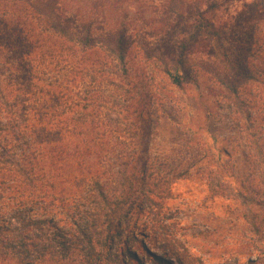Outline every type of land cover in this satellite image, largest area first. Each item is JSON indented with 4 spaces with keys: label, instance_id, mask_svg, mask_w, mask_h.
<instances>
[{
    "label": "rangeland",
    "instance_id": "rangeland-1",
    "mask_svg": "<svg viewBox=\"0 0 264 264\" xmlns=\"http://www.w3.org/2000/svg\"><path fill=\"white\" fill-rule=\"evenodd\" d=\"M253 1L263 5L247 21L240 13ZM76 3L95 13V0ZM165 5L128 3V22L143 17L132 33L138 25L158 32ZM206 16L227 34L238 32L241 50L235 43L232 56L209 54L215 40L202 37L179 65L146 55L135 42L126 77L104 50L31 55L27 41L0 37V122L56 116L79 124L72 138L51 136L44 145L30 130L20 139L0 133L6 188L24 187L27 175L18 171L29 173L33 151L52 156L38 158L39 180L26 187L44 198L25 211L44 221V233L12 220L16 202L0 187V223L43 238V264H158L156 257L167 264H264V0H234ZM166 68L185 76L181 85ZM236 72L243 77L233 85ZM68 94L75 113L65 111ZM40 250L32 259L41 260Z\"/></svg>",
    "mask_w": 264,
    "mask_h": 264
},
{
    "label": "trees",
    "instance_id": "trees-1",
    "mask_svg": "<svg viewBox=\"0 0 264 264\" xmlns=\"http://www.w3.org/2000/svg\"><path fill=\"white\" fill-rule=\"evenodd\" d=\"M150 1L95 0V13L92 11L88 13L85 8L77 5L76 0H0V37H3L2 39L8 37V42L11 39L27 41L30 44L31 55L39 51L41 54L50 53L51 56L62 53L60 56L63 57L65 53L75 54L77 46L81 47L84 53L104 50L121 65L123 77H126L129 73L126 67L127 58L130 54V48L135 42L141 44L146 55L154 53L159 56L172 57L179 65H183L193 48L200 44L202 37H205V39L213 37L215 40V45L211 43L210 48H207L209 54H215L221 50V53L225 56H232L235 51V43H238L237 49L241 50L239 46L241 37L238 32L231 31L230 34H227L224 31V25L217 26L214 21L206 16L208 13L216 12L234 0H192L190 3L186 0H166L165 11L161 20L162 26L158 32L144 30L143 25H138L133 29L135 33H132L134 22L143 17L138 15L133 18L134 20L128 22L130 17L128 3L131 5L133 3L148 4ZM260 5H263V2L261 4L256 1L246 2L240 15L247 21H254L257 7ZM107 9H110V17L104 15L108 11ZM112 13L119 14L118 19H113ZM223 40L226 41L225 43L231 44V47L224 49ZM239 63V67L243 68L242 61H239ZM165 71L174 84H182L185 76L182 78V76L175 75L168 68ZM30 73L33 74V72ZM236 73L231 75L233 85L241 80L242 74L240 72ZM31 81L30 79V86L33 87ZM66 97L64 101L65 111L75 113L77 107L75 100H72L73 97L69 94ZM1 113L2 108L0 107V115H2ZM54 117L56 116L48 120L36 118L27 125L19 124L18 119H14V124L11 126L3 125L0 122V133L13 134L17 132L14 135L20 139L21 136L25 137L30 130L31 135L35 136H32V138L39 137L41 140L43 139L40 143L42 145L46 142L45 139L51 136L70 139L76 134L79 128L77 120L64 118L61 120L62 122H59L53 120ZM86 124L83 123L84 126ZM83 130L89 133L88 127H83ZM1 142L0 139V145ZM86 147L90 152L91 147L88 144ZM43 150L44 148L37 153L38 156L35 154L36 151H33L36 161L30 162L31 168L28 174L22 169L18 171L19 176L22 173L27 175L24 178V187L20 186L13 189L12 186H8L6 188L4 187L6 186V180L4 176H0V187L11 191L16 202V206L13 208L15 214L12 220L18 221L23 229L31 231L34 229L41 233H44L42 226L44 221L27 218L25 211L29 205L44 201L43 197L34 198L33 192L29 193L26 190L28 185H32L39 180L40 176L37 175L35 170L38 164L42 161L44 163L49 162L52 158L51 155H49L50 157H46V154L43 155ZM79 152L80 150L77 147L75 153ZM38 158H41V162ZM41 171V177L45 179L44 169ZM11 227L12 224H9V228ZM14 233L16 234L14 235ZM43 242L44 239L41 237L31 239L29 235H23L19 228H14L13 232H9L8 224L6 222L0 223V264L11 261H15L17 264H37L38 262V264H43L49 250L46 247L45 250L44 246H41ZM62 245L64 247V244ZM31 248L33 250L41 248V260H38L39 258L32 259L34 252ZM154 260L158 264H167L163 258L156 257Z\"/></svg>",
    "mask_w": 264,
    "mask_h": 264
}]
</instances>
